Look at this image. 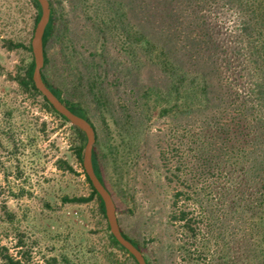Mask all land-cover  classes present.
I'll return each mask as SVG.
<instances>
[{"label": "trees", "instance_id": "trees-1", "mask_svg": "<svg viewBox=\"0 0 264 264\" xmlns=\"http://www.w3.org/2000/svg\"><path fill=\"white\" fill-rule=\"evenodd\" d=\"M29 1L35 8L36 29L42 8L38 0ZM49 2L42 77L73 113L94 127L93 166L116 207V197L126 201L127 193L111 168L124 175V170L138 163L145 145L142 136L148 134L151 119L171 118L169 141L158 147L164 178L173 187L168 222L179 236L174 248L180 264H264V0H131V7L139 12L136 24L128 22L129 2L110 0L116 20L110 17L107 21L109 32L114 24L120 25L123 50L133 56L141 54L165 80L143 85L132 100L121 98L118 115H112L114 126L105 116L112 102L105 86L106 69L102 71L108 62L103 54L97 58L93 53L90 61L83 54H72L74 59L64 61V72L72 79L55 83L49 46L59 37L65 11L61 0ZM220 6L234 13V26L229 30L211 17ZM31 41L2 39L7 50L26 53L15 74L7 76L22 93L70 124L72 153L83 165L87 135L36 87ZM92 112L101 118L105 136ZM57 166L75 172L69 159H58ZM84 173L89 195L66 193L63 200L95 201L111 243L139 264L111 233L105 203L85 169ZM6 215L13 218L8 211ZM121 231L142 251L147 264H153L147 246L122 227ZM15 247L12 253L0 241L1 264H31L24 233H18ZM48 264L57 261L52 258Z\"/></svg>", "mask_w": 264, "mask_h": 264}, {"label": "rangeland", "instance_id": "rangeland-1", "mask_svg": "<svg viewBox=\"0 0 264 264\" xmlns=\"http://www.w3.org/2000/svg\"><path fill=\"white\" fill-rule=\"evenodd\" d=\"M61 1L65 19L59 37L49 46L52 77L57 85L72 79L64 72V61L74 59L72 54H83L89 61L93 53L97 58L103 54L108 62L101 69H106L105 86L112 102L105 116L114 126L112 115H118L119 100H132L143 85L163 80L162 74L141 54L133 56L123 50L120 25L114 24L109 32L107 21L110 17L116 20L110 0ZM137 10L130 4L128 22L139 23ZM34 15L29 0H0V241L16 253L18 233H24L31 264H48L52 258L57 264H135L129 254L111 243L95 201L63 200L66 193L88 196L91 191L83 165L72 153L70 124L22 93L7 76L15 74L26 53L7 50L2 39L32 40ZM211 17L222 22L223 30L234 26V13L227 7L214 8ZM91 115L105 136L101 118L94 112ZM170 120L151 119L148 134L142 136L145 145L138 163L124 170V175L111 168L127 193L126 201L116 197L120 225L147 246L153 264H180L174 248L179 236L168 222L173 187L164 178L158 147L169 141ZM60 158L69 159L75 172L58 168ZM6 211L13 214L12 219Z\"/></svg>", "mask_w": 264, "mask_h": 264}, {"label": "water", "instance_id": "water-1", "mask_svg": "<svg viewBox=\"0 0 264 264\" xmlns=\"http://www.w3.org/2000/svg\"><path fill=\"white\" fill-rule=\"evenodd\" d=\"M41 8H42V16L39 20L34 37L31 41L33 55L35 59V70L33 79L36 87L43 93V95L49 100V102L54 106V108L67 117L72 125L79 127L83 130L88 138L83 166L84 169L89 176L94 188L101 195L106 208V215L108 218V222L110 225L111 233L116 237L119 243L125 247L137 260L139 264H147V261L144 257V254L140 249H138L130 240H128L122 233L121 227L119 224L118 216H117V208L114 202V199L110 192L106 189V187L102 184L100 179L98 178L94 166H93V147L96 142V133L92 124L86 120L85 118L73 113L49 88V86L45 83L42 77V68L44 66V43L43 37L45 33V29L49 23L50 15H51V6L49 0H38Z\"/></svg>", "mask_w": 264, "mask_h": 264}]
</instances>
